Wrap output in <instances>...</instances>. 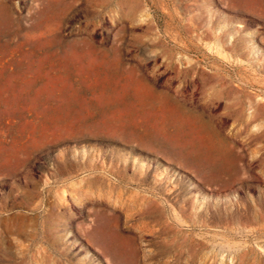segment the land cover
<instances>
[{"label":"rangeland","instance_id":"rangeland-1","mask_svg":"<svg viewBox=\"0 0 264 264\" xmlns=\"http://www.w3.org/2000/svg\"><path fill=\"white\" fill-rule=\"evenodd\" d=\"M0 264H264V0H0Z\"/></svg>","mask_w":264,"mask_h":264},{"label":"bare ground","instance_id":"bare-ground-1","mask_svg":"<svg viewBox=\"0 0 264 264\" xmlns=\"http://www.w3.org/2000/svg\"><path fill=\"white\" fill-rule=\"evenodd\" d=\"M217 171H219V170H217Z\"/></svg>","mask_w":264,"mask_h":264}]
</instances>
